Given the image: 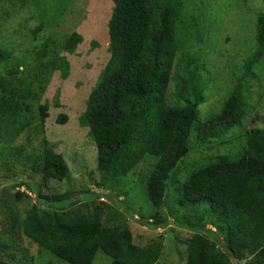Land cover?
<instances>
[{
  "label": "trees",
  "instance_id": "16d2710c",
  "mask_svg": "<svg viewBox=\"0 0 264 264\" xmlns=\"http://www.w3.org/2000/svg\"><path fill=\"white\" fill-rule=\"evenodd\" d=\"M72 1L51 3L68 6ZM109 1L113 7L107 16L108 36L105 29L106 64L77 122L88 129L96 147L97 169L105 177H126L139 165L148 166L139 181L150 204L149 212L139 215L147 237L141 244L134 241L121 203L98 201L113 199L109 195L99 198L79 192L82 203L76 207L70 190L43 191L49 181H65L69 167L43 137L47 103L37 107V124L31 117L32 103L42 98L32 82L55 71L65 80L69 65L59 55H73L82 36L72 32L59 42L48 38L39 43L42 27H36L31 31L36 45L31 48L32 64L19 67L11 62L12 52L0 47V170H15L19 175L13 181L0 178V185L18 184L14 202L0 193V264H33L23 255L21 237L66 264H93L98 251L111 259L110 264H164L159 262L163 237L158 231L174 225L192 233L185 243V264H264V116L256 114L251 120L254 125L244 127L252 115L250 85L245 80L264 78V14L256 16L254 50L223 107L201 121L197 108L210 80L199 73L198 58L182 54L185 75L174 91L170 89L184 46L181 3ZM34 6L40 14L49 5L39 0ZM63 11L41 17L56 23ZM66 122L65 116L57 121ZM192 136L193 142L206 147L240 141L231 150L235 154L210 155L183 183L174 181L179 208L207 206L200 219L179 225L162 213L163 205L170 175L190 152ZM22 187L34 196V205L24 215L14 210L21 198H29L19 192ZM150 234H157L154 240Z\"/></svg>",
  "mask_w": 264,
  "mask_h": 264
},
{
  "label": "rangeland",
  "instance_id": "374dc122",
  "mask_svg": "<svg viewBox=\"0 0 264 264\" xmlns=\"http://www.w3.org/2000/svg\"><path fill=\"white\" fill-rule=\"evenodd\" d=\"M36 1L39 2V0H0V47L12 52V63L18 62L21 68L25 64L33 63L31 48L36 45L32 42L31 31L36 27H42V31L37 34L39 43L48 38L59 42L72 32L82 36V42L73 55L66 53L59 55L66 57L69 65L65 80L61 78L59 71H55L49 73L47 77H39L38 82H32L33 89L42 98L40 102L32 103L31 117L36 119L34 123L37 124L39 122L37 107L39 103H47L48 118L44 121L43 137L56 153L64 157L69 167V176L65 181L61 183L49 181L43 191L52 194L70 190L75 193L73 198L77 201L74 205L76 207L82 203L79 192L95 193L99 198L109 195L113 199L103 198L98 201L103 203L106 201L111 205H115V202L121 203L120 211L127 212L125 225L130 227L134 241L141 244L147 234L139 215L149 212L150 204L142 194L139 181L143 174L147 173L148 166L139 165L126 177L115 174L105 177L97 169L96 147L89 137L88 129L81 127L77 122L85 110V98L94 88L106 64L105 29L108 36L106 22L113 4L109 0H73L68 6L60 3L53 7L51 0H45L49 5L46 7L48 11L45 9V13L37 14L40 10L38 11L34 6ZM150 1L155 2V0ZM177 1L182 5L180 14L184 46L183 52L178 56L179 60L174 65L175 73L170 82V89L174 91L180 83V78L185 75L182 54L198 58L199 73L203 78L210 80L205 85L204 100L197 108L199 119L204 121L221 110L235 81L241 75L240 69L244 61L254 50L256 16L259 13L264 14V0ZM174 2L176 0H168V3ZM63 9L64 11L55 18L56 23H47L48 21L41 17L42 14L51 12L49 16H56ZM93 43L97 44L94 48H92ZM245 81L250 85L248 100L252 115L246 120L244 127L249 129L254 125L251 124V120L256 114L264 116V78L256 77ZM61 116L67 119L64 125L57 123ZM20 121L24 120L21 118ZM23 137L17 138L16 143H20ZM239 141L235 139L230 145L211 143L206 147V145L199 146L193 142V136L191 137L190 152L172 171L168 180V198L164 202L162 213L169 217L171 223L182 225L200 219L207 209L206 205L201 204L179 208L174 181L183 183L192 169L200 166L210 155L235 154L231 150L237 147ZM18 176L15 170H0V178L13 181L18 179ZM17 185V182H9L7 186L0 185V193L8 202H14L18 191L15 187ZM19 192L29 196V198H21L14 207V210L24 215L34 205V196L28 194L23 187ZM1 221L0 215V223ZM158 234L163 237L159 262L185 264L183 258L185 243L192 233L174 225L169 226L166 232L158 231ZM156 235L150 234V240H154ZM21 238L23 255L32 258L33 264H66L45 250L40 252L27 239ZM110 262L109 257L98 251L93 264H110Z\"/></svg>",
  "mask_w": 264,
  "mask_h": 264
}]
</instances>
